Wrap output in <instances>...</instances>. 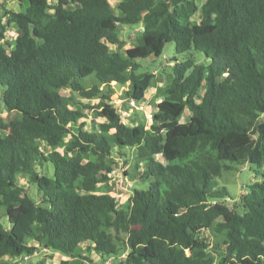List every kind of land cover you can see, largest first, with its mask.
<instances>
[{
  "label": "trees",
  "instance_id": "obj_1",
  "mask_svg": "<svg viewBox=\"0 0 264 264\" xmlns=\"http://www.w3.org/2000/svg\"><path fill=\"white\" fill-rule=\"evenodd\" d=\"M11 1L18 9L0 17V92L19 118L0 119L10 225L0 223V264L37 252L46 254L25 264L90 252L99 264H264V0ZM126 26L139 30L122 52ZM168 43L184 58L169 65L152 119L124 123L99 85L143 101L155 74L141 62ZM91 75L96 84L79 83ZM113 157L135 171L125 172L137 187L122 207ZM227 163L263 169L232 207L217 181ZM203 231L221 240L210 245Z\"/></svg>",
  "mask_w": 264,
  "mask_h": 264
},
{
  "label": "rangeland",
  "instance_id": "obj_2",
  "mask_svg": "<svg viewBox=\"0 0 264 264\" xmlns=\"http://www.w3.org/2000/svg\"><path fill=\"white\" fill-rule=\"evenodd\" d=\"M56 0H50V3L53 4ZM118 0H107V2L115 8L116 3ZM26 4H23V7H25ZM14 9L17 10V4L15 2H12L11 0H0V17L2 16L4 9ZM3 22H5V19L3 18ZM139 30V26L129 27L126 26L123 28L121 32V39L125 42V45L122 46L120 49H118L115 46H111V50L115 51L116 49L121 50L122 52H125L128 48L132 47L135 43V37L136 33ZM18 28L15 25H10L7 28V36L9 43L12 45L14 39L19 34ZM195 57L197 58L198 62H203L204 56L200 53H194ZM176 58L177 60L181 61L184 56L178 55L174 51V45L173 43H168L165 45V48L162 52V54L159 57L150 56L146 60L142 61V68L141 72L147 71L155 74V79L153 81V84L151 88H149L145 93L144 101L147 102L151 106H155L157 102L160 101V89L166 82L167 74L171 72L170 64L173 63V59ZM79 83H81L84 87H90L93 84L97 83L96 78L94 75H91L89 77H86L84 79L79 80ZM99 88L104 92L105 94H110V99L112 104L116 105L117 107H121L123 110L127 109V106L125 104V95L124 91H126L127 88L118 86V85H112L111 90L108 89L105 86L99 85ZM80 102H84L87 104H96L98 103V99L93 100H81ZM73 108H77V106H73ZM87 113V122L89 127H93L96 124V119L92 116L91 112L86 111ZM189 113H185V117H188ZM19 118V115L15 111H6L3 107L2 99H1V92H0V119H2L4 122H10L13 120H16ZM123 119V118H122ZM133 120H139L145 123L147 125L148 120L143 116L142 112H133L130 114L128 118H124L123 122L126 124H131ZM184 121V120H183ZM63 146H58L56 148H53L54 150H60L62 151ZM40 149L47 153L53 149H50L47 147L44 143H40ZM127 155H130V150L124 151ZM114 159V171L111 174V177L114 182V187L111 192L112 196L115 197L116 202L119 207H122V205L126 202L129 195L131 194L132 187H137V184L134 183L136 181H133L130 176H127L125 172H130L132 174L135 173V171L131 168V166H126L121 159L118 157H113ZM230 166V169L223 170L221 173V176L217 179L219 186L225 187L229 192V201L227 202L230 207H232V204L234 201H236L239 196L242 193H245L247 191V187L255 182H259L262 180V170L258 169L254 165L249 164H232L227 163ZM144 167L140 168V171H142ZM49 174H52L53 168L51 165H48ZM19 184L26 186L27 189L29 188L30 193L33 195L35 193V189L33 187H29L27 185V180L25 176H19L18 177ZM32 186V185H31ZM0 223L4 228H8L9 222L5 215V208L0 207ZM200 236L204 238L210 245H214L217 242L221 240V237L216 236L212 234L210 231H203L200 233ZM46 253L43 252H37L33 256L28 257L27 260H24L23 257L20 259H17L12 262V264H25L27 262H38L40 259L44 257ZM50 254V253H48ZM81 256L83 259L77 258H70L69 264H99L101 262L100 256H95L93 253H81ZM62 259V256L59 254H53L51 258L46 259L45 264H59V261ZM113 259H108L105 261L104 264H113Z\"/></svg>",
  "mask_w": 264,
  "mask_h": 264
},
{
  "label": "built area",
  "instance_id": "obj_3",
  "mask_svg": "<svg viewBox=\"0 0 264 264\" xmlns=\"http://www.w3.org/2000/svg\"><path fill=\"white\" fill-rule=\"evenodd\" d=\"M125 104L127 106L126 110H123L121 107H117V110L119 114L121 115V118H128L131 113L133 112H142L143 116L149 121L153 117L154 113V107L149 105L147 102L143 101H135L131 98L125 99ZM122 119V120H123ZM27 256L23 257L24 260H27Z\"/></svg>",
  "mask_w": 264,
  "mask_h": 264
}]
</instances>
